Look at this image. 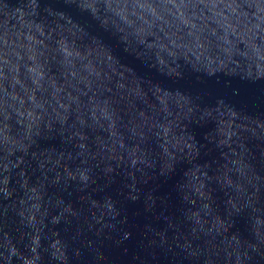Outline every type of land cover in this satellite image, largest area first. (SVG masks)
<instances>
[{
  "label": "water",
  "instance_id": "obj_1",
  "mask_svg": "<svg viewBox=\"0 0 264 264\" xmlns=\"http://www.w3.org/2000/svg\"><path fill=\"white\" fill-rule=\"evenodd\" d=\"M0 264H264V0H0Z\"/></svg>",
  "mask_w": 264,
  "mask_h": 264
}]
</instances>
